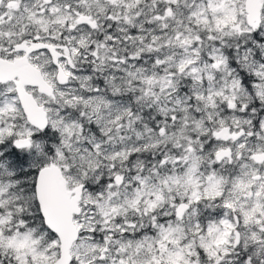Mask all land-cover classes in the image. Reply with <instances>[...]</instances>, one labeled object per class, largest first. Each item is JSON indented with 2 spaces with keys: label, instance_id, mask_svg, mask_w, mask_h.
Wrapping results in <instances>:
<instances>
[{
  "label": "snow or ice",
  "instance_id": "6c2138e0",
  "mask_svg": "<svg viewBox=\"0 0 264 264\" xmlns=\"http://www.w3.org/2000/svg\"><path fill=\"white\" fill-rule=\"evenodd\" d=\"M0 264H264V0H0Z\"/></svg>",
  "mask_w": 264,
  "mask_h": 264
}]
</instances>
